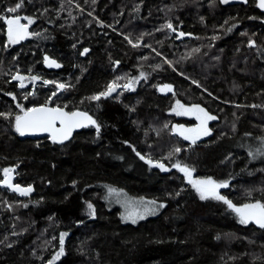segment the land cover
I'll use <instances>...</instances> for the list:
<instances>
[{
	"label": "trees",
	"instance_id": "trees-1",
	"mask_svg": "<svg viewBox=\"0 0 264 264\" xmlns=\"http://www.w3.org/2000/svg\"><path fill=\"white\" fill-rule=\"evenodd\" d=\"M75 1L93 18L64 0H25L15 15L35 19L30 37L10 46L0 26V113L13 114L0 116V181L3 169L15 168L14 184L33 189L22 199L0 185V264H48L62 233L68 236L56 264H264V229L241 224L220 200H201L173 167L194 169L192 179L227 181L218 191L237 207L264 203V155H249L264 147V14L257 0ZM16 2L0 0V15ZM168 18L199 52L186 53L175 36L164 35L159 25ZM126 36L151 49L131 46ZM250 39L257 47L248 46ZM44 55L63 68L46 70ZM118 72L146 78L132 94L89 99ZM17 73L42 83L25 90L12 79ZM44 80L67 87L59 91ZM165 84L173 91L160 92ZM50 97L49 107L89 114L99 135L88 127L55 143L17 133L14 115L23 113L16 104L29 109ZM177 101L218 117L208 121V137L193 144L179 134L178 126L199 124L173 113ZM112 188L165 207L138 224L124 223L105 201ZM89 203L94 218L85 215Z\"/></svg>",
	"mask_w": 264,
	"mask_h": 264
},
{
	"label": "snow or ice",
	"instance_id": "snow-or-ice-1",
	"mask_svg": "<svg viewBox=\"0 0 264 264\" xmlns=\"http://www.w3.org/2000/svg\"><path fill=\"white\" fill-rule=\"evenodd\" d=\"M221 2L224 4H228L230 0H221ZM242 2L247 3L248 0H242ZM24 3L25 0H17V2L13 6L8 7L5 11L10 14H16L24 6ZM77 7L79 6L77 5ZM259 7L264 9V0H259ZM70 14L71 13H69V15ZM89 14L91 15V13ZM22 20H26L27 24L21 23ZM0 21H4L5 24L7 25L8 44L19 43L20 40L31 35V33H29L28 31V27L31 24L35 23V19L33 17L21 16V15H11V16L0 15ZM165 27L167 29L172 30L173 32L176 31V29L174 28L171 22L167 23ZM228 31H231V28H229ZM35 34L40 35L39 33H35ZM178 35L180 37H183L185 33L180 32L178 33ZM125 39H128V37L126 36ZM212 39H216V37H213ZM128 42L132 44L133 47L139 46L138 43H133V41L130 39ZM248 46L253 48L257 47L256 41L250 39ZM193 51L199 52L200 50L197 48V49H193ZM88 52L89 49L84 48L83 51L81 52V55H87ZM157 55L160 54L157 53ZM145 59H147V57H145ZM44 61L48 65V67H56V68L61 67V65L57 63L56 60L51 59L48 56L44 57ZM140 78H146L143 72H141ZM12 79L20 81L21 82L20 87H25V84L23 83V81L26 79L25 76H22L19 73H17L12 77ZM39 79L40 77L38 76H32L30 78L31 81H37ZM118 79H124V78L119 77ZM135 82L137 81L131 80L126 84L119 85L117 81L114 80L107 86L105 91L97 95H94L89 99L93 101H99L102 97L108 98L109 96L112 95L113 92L117 90L118 87H123L125 89L131 88L132 90H134V88H132V85ZM43 83L47 85L54 82L44 80ZM56 87L57 89H64L67 86L62 83H56ZM158 90L162 93L173 91L172 86L167 84L163 86H158ZM29 94L34 95V92ZM56 94H57L56 92H53L52 96H55ZM24 98L27 99V96H25ZM12 99L16 100V97L12 95ZM50 103H51V97L44 105L39 107H32L29 109H24L20 103H17L16 107L20 109L23 115H19V114L14 115L15 131L19 133L21 136L27 134L40 133V132H47L51 134V138L55 143H63L65 140L70 138L73 129L87 127L88 125L94 126L97 135H99L101 126L97 123L96 120H94L86 112H81V111L67 112L64 111L62 108H60L59 106L49 107L48 105ZM252 107H257V106L252 105ZM177 108L183 109L182 112L177 113L178 115H188V114L195 115L196 119L200 122L196 128L185 129L183 128V126H178L177 130L179 131V134L184 137L185 140H191V142L195 144L196 140L199 139L201 136H206L211 134V130L208 128V121H213L218 119L217 116L210 114L203 107H200L199 105L186 108L184 107V105L180 104L179 101H177ZM173 111H175V109H173ZM0 116H4L5 118H10L13 116V114L0 113ZM57 123H59L60 125L59 128H57L56 126ZM165 127H167V125H165ZM233 131H235V126H233ZM180 151H181L180 148L175 149V152L177 153ZM137 155L140 156L141 159H145V157L141 156L140 153H137ZM249 155H253V156L264 155V147H258L255 152H250ZM146 162L154 167L160 168L163 171L169 170L164 166L163 163L153 162L151 159H148ZM173 167L177 168L180 172L184 173L186 177H188V182L200 194L201 200H206L209 198L220 200L237 214V216L239 217V222L241 224L247 225L249 223H254L258 225L261 229H264V203L257 201L255 203L244 204L242 207H237L230 200L226 199L225 196L221 195L218 191L221 188L228 187L227 181L217 182L211 178L193 180L192 172L194 171V169H190L186 165L182 166L180 163H175ZM2 171H3L4 179L0 181V185L7 187L14 192L19 193L21 196H28L33 191L31 186L21 187L18 184L12 183V174L15 172V168H5ZM109 191H113V190L109 189ZM147 203L150 205H156L157 202L153 200V201H148ZM23 206L27 207L28 205L25 204ZM9 207H11V205H9ZM87 207L90 210L89 214L91 216H94L95 215L94 206L91 203H89ZM159 207L163 208L165 207V205L160 204ZM155 211L156 208L145 209V213L155 212ZM145 213H139L133 211L128 213L125 217H123V219L125 220V222L131 221V223L135 224L137 223V220L145 219ZM66 235L67 233H62L60 235V250L56 254L55 257L56 259H59V257L64 254L63 245H64V237Z\"/></svg>",
	"mask_w": 264,
	"mask_h": 264
},
{
	"label": "rangeland",
	"instance_id": "rangeland-1",
	"mask_svg": "<svg viewBox=\"0 0 264 264\" xmlns=\"http://www.w3.org/2000/svg\"><path fill=\"white\" fill-rule=\"evenodd\" d=\"M64 1H66L67 2V4H69V5H71V6H73V7H76L77 8V10H79V11H81V12H83V13H85V14H88V13H86V11H84L83 10V8H81L80 7V4L77 2V1H75V0H64ZM239 0H230V2L228 3V4H234V3H237ZM218 2L221 4L222 2H221V0H218ZM222 4H224V3H222ZM228 4H224V5H228ZM77 5L79 6V7H77ZM5 16H11V15H15V14H10V13H5L4 14ZM89 15V17H92L93 18V15L91 16L90 14H88ZM169 22H171L172 24H173V26H174V28L176 29V31L175 32H173L172 30H170V29H167L166 27H165V25L167 24V23H169ZM21 23H25V24H27V21L26 20H22L21 21ZM1 25H3L4 26V28H5V32H4V35H5V38H6V40H7V44H8V36H7V25L5 24V22L4 21H0V26ZM32 26V24L28 27V31L30 30V27ZM159 29L161 30V31H164L165 33H164V35H167V36H175L176 37V41H178V38L180 37V36H178L177 34H176V32H183L181 29H180V26L179 27H177V25H175V20L173 19V18H168V19H166V20H164L163 22H162V24H160L159 25ZM30 33V32H29ZM183 33H185V32H183ZM0 34H1V32H0ZM146 35L145 34H142V35H140L139 37H138V39H143L144 37H145ZM30 37V35L29 36H27L26 38H24V39H22V40H20V42L19 43H16V44H8V45H10V46H14V45H17V44H20V43H22V42H24L25 40H27L28 38ZM186 37V34L183 36V37H181L180 39H182L179 43H181V45H182V47H184V51L186 52V53H193L194 51H193V49H195L197 46H196V44L194 43V40H193V37H190V38H188V39H186L185 38ZM127 41H129V38L128 39H126ZM193 40V41H192ZM140 41V40H139ZM134 43H136V42H134ZM131 46H132V44H130ZM137 48H143V49H151L150 47H148V46H145V45H143L142 43H139V46L137 47ZM155 51V50H154ZM156 54H157V52H155ZM158 56H160L161 57V59H163L164 61H165V63H167L171 68H172V64L171 63H169V60H167L164 56H162V55H158ZM119 73V72H118ZM116 75H118V78L119 77H123L124 79H118L117 78V83L119 84V85H123V84H126V83H128L129 81H131V80H136L137 82H135L133 85H132V88H134V90H132L131 88L130 89H125V88H123V87H118L117 88V90L115 91V92H113L112 94H120V95H125V94H132V93H134L136 90H137V88L139 87V85H140V81H141V78H140V75L138 76V77H131V76H129V75H127V74H124V73H119V74H117L116 73ZM49 81V80H48ZM54 82V81H53ZM56 83H59V82H57V81H55L54 83H52V84H54V85H56ZM51 84V83H50ZM49 85V84H48ZM28 87H30V86H28ZM23 89H28L27 87H25V88H23ZM59 91H63V89H58ZM29 93H32L31 91H28V94ZM122 93V94H121ZM32 96V95H31ZM181 104V103H180ZM182 105H184V104H182ZM192 106H195V105H184V107H186V108H188V107H192ZM173 109H175V111H173V113L177 116V117H182V118H187V119H191V120H195V121H197L198 122V124L200 123L197 119H196V117H195V115H191V114H188V115H178L177 113L178 112H182L183 111V109H180V108H177V102L175 103V106H174V108ZM178 131V130H177ZM197 179H200V178H195V179H193V180H197ZM193 187V186H192ZM194 190H195V188H193ZM112 190L113 191H107V193H106V195H105V201H106V203L108 204V206L110 207V208H118L119 210H120V213H121V218H122V221L124 222V223H128V224H133V223H131V221H128V222H125V220L123 219V217H125L128 213H130V212H133V211H136V212H139V213H145V209L147 208V209H151V208H156V211L155 212H147V213H145V219H143V220H137V223H135V224H138V223H140V222H142V221H145L146 219H148V218H150L151 216H154V215H156V214H159L160 212H161V210L163 209V208H160L159 207V205L160 204H158V203H156V205H150V204H148L147 202V200H144V199H137V198H133V197H131V196H129L125 191H123V190H120V189H114V188H112ZM196 191V190H195ZM197 192V191H196ZM198 193V192H197ZM198 195L200 196V194L198 193ZM10 199H11V197L9 196H6L5 197V202H6V208L7 209H9V210H11V207H9V205H11V202H10ZM14 199V198H13ZM90 210L88 209V207H86V210H85V215L86 216H88L89 218H94L95 217V215L94 216H91L90 214ZM135 224H133V225H135ZM67 236H68V234L64 237V239H66L67 238ZM59 252V251H58ZM58 252H56L55 254H54V256L52 257V259H51V261L48 263V264H56L60 259H61V257L64 255H62V256H60L59 257V259H56L55 257H56V254L58 253Z\"/></svg>",
	"mask_w": 264,
	"mask_h": 264
},
{
	"label": "water",
	"instance_id": "water-1",
	"mask_svg": "<svg viewBox=\"0 0 264 264\" xmlns=\"http://www.w3.org/2000/svg\"><path fill=\"white\" fill-rule=\"evenodd\" d=\"M257 7H258L259 11H260L261 13L264 14V9H262V8L259 7V0H257ZM45 56H48V57H50L51 59H54V58H52V57L49 56V55H44V57H45ZM82 56H85V55H82ZM54 60H56V59H54ZM56 61H57V63H59V64L61 65V67H59V68H56V67H48V65L45 63V61H43V66H44V68H45L46 70H48V71H51V72H57V71H59V70H61V69L63 68V65H62V63H60L58 60H56ZM29 79H30V78H29ZM37 82L42 83V80L39 79V80L35 81L34 83H37ZM37 107H39V106H37ZM63 110H64V111H67V110H65V109H63ZM76 111H79V110H76ZM67 112H72V111H67ZM81 112H82V111H81ZM88 115H89V114H88ZM56 126H57V128H59V127H60L59 123H57ZM88 127H94V126H92V125H88L87 127H82V128H76V129H73L70 138L74 135L75 132L81 131V130H83V129H85V128H88ZM193 128H196V127H193ZM187 129H189V128H187ZM208 136H209V135L201 136L199 139L196 140V142H199V141L203 140L204 138H206V137H208ZM22 137H24V138H37V139L49 138L50 140H52V138H51V134H50V133H47V132H40V133H35V134H27V135H24V136H22ZM70 138H69V139H70ZM69 139L65 140L64 142L68 141ZM52 141H53V140H52ZM187 141H190V142H191V140H187ZM64 142H63V143H64ZM13 179H14V178H13V175H12V183L14 184ZM1 186H2V185H1ZM2 187L5 188V189H9V188H7V187H5V186H2ZM21 187H22V186H21ZM9 190L12 191L11 189H9ZM12 192H14V191H12ZM14 193H16L20 198L24 199V198L29 197L30 194L33 193V191H32L28 196H21V195H20L19 193H17V192H14Z\"/></svg>",
	"mask_w": 264,
	"mask_h": 264
},
{
	"label": "flooded vegetation",
	"instance_id": "flooded-vegetation-1",
	"mask_svg": "<svg viewBox=\"0 0 264 264\" xmlns=\"http://www.w3.org/2000/svg\"><path fill=\"white\" fill-rule=\"evenodd\" d=\"M237 3H242V0H239ZM178 33L180 32H176V34L178 35ZM179 36V35H178ZM191 36L190 35H186V39L190 38ZM181 37L178 38V41H181L182 39H180ZM35 81H31L30 79H25L23 81V83L25 84V87H28L31 83H33ZM35 84V83H34Z\"/></svg>",
	"mask_w": 264,
	"mask_h": 264
}]
</instances>
